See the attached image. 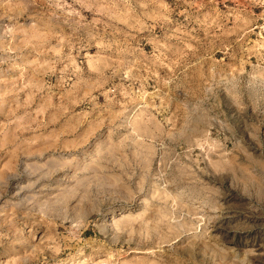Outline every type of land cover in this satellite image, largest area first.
I'll use <instances>...</instances> for the list:
<instances>
[{"label":"rangeland","instance_id":"rangeland-1","mask_svg":"<svg viewBox=\"0 0 264 264\" xmlns=\"http://www.w3.org/2000/svg\"><path fill=\"white\" fill-rule=\"evenodd\" d=\"M0 264H264V0H0Z\"/></svg>","mask_w":264,"mask_h":264}]
</instances>
